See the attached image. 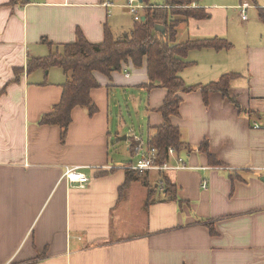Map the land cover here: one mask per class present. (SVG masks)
I'll use <instances>...</instances> for the list:
<instances>
[{"label": "crops", "instance_id": "obj_1", "mask_svg": "<svg viewBox=\"0 0 264 264\" xmlns=\"http://www.w3.org/2000/svg\"><path fill=\"white\" fill-rule=\"evenodd\" d=\"M126 4L0 0V264H264V0H197L209 17L176 29L178 45L230 44L188 51L180 78L204 87L232 76L227 93L236 103L219 93L204 99L200 89L179 94L170 123L186 148L169 157L173 169L152 174L174 185L177 200H162L157 188L148 204L139 182L121 191L132 163L124 152L132 156L136 141L148 147L163 124L167 91L149 86L145 58L108 76L94 72L97 111L73 108L64 142L58 126L40 124L66 78L37 62L77 33L90 44L106 30L129 34L135 20ZM204 141L219 166L200 152ZM74 167L89 179L83 187L63 178Z\"/></svg>", "mask_w": 264, "mask_h": 264}, {"label": "trees", "instance_id": "obj_2", "mask_svg": "<svg viewBox=\"0 0 264 264\" xmlns=\"http://www.w3.org/2000/svg\"><path fill=\"white\" fill-rule=\"evenodd\" d=\"M24 1L10 0V3ZM193 1L197 2V0H161V4L146 9L144 20L135 21L132 31L127 35L114 38L106 30L102 43L90 44L81 33H77L74 43L63 45L60 52H53L45 59L39 60L37 66L44 69L49 66L59 67L66 78L60 103L54 107L51 114L41 118L40 124L58 126L61 130V141L64 142L73 108L84 107L90 116L97 111L89 96L90 91L97 87L94 72L108 76L112 72L119 71L121 65L128 61H131L134 67H139L145 58L149 86L153 87L157 84V87L167 91L164 103L159 109L163 124L156 128L155 134L148 140V146L156 150L157 163L160 165L168 161L169 148H173L175 152L185 149V144L180 140L179 130L170 123L171 117L179 115L182 102L179 94H188L200 89L204 99L209 94L219 93L236 106L227 93L232 76H222L217 82L204 87H187L180 78V74L190 66L183 61L188 51L220 50L231 47L229 43L218 38L176 44V29L180 23L189 19L209 17L203 9L191 7ZM155 26H163L164 33L154 31ZM199 150L206 155L210 166H219V161L209 152L207 141L202 143ZM153 176L151 172L126 170L125 184L121 191L130 182H139L147 189L149 204L155 199V186L158 187L161 182V192L165 194L162 200H177L174 185L162 176H155V185H152L150 178L154 179Z\"/></svg>", "mask_w": 264, "mask_h": 264}, {"label": "built area", "instance_id": "obj_3", "mask_svg": "<svg viewBox=\"0 0 264 264\" xmlns=\"http://www.w3.org/2000/svg\"><path fill=\"white\" fill-rule=\"evenodd\" d=\"M140 1L137 0H127L126 9L128 12L133 16L135 21H140V15L138 10L142 9L143 7L140 4ZM244 7H242L243 9ZM242 19H245V16L242 12ZM132 155L134 156L135 162L127 167V170L131 171H138V172H152V173H163L170 169H173L168 165V161L163 164L157 163V155L156 150L153 147H143L140 142L136 141V145L132 148ZM174 149L169 148L167 151L168 157L174 156ZM179 167L183 168V163L179 160ZM185 168V167H184ZM63 178L68 183H75L78 184L79 187H83L85 183L88 182V178L85 174L80 172L78 167L74 168H66L63 173ZM207 184L206 182L202 183V189H206Z\"/></svg>", "mask_w": 264, "mask_h": 264}, {"label": "rangeland", "instance_id": "obj_4", "mask_svg": "<svg viewBox=\"0 0 264 264\" xmlns=\"http://www.w3.org/2000/svg\"><path fill=\"white\" fill-rule=\"evenodd\" d=\"M137 1H139V0H137ZM201 1H203L204 2V0H199V3L201 4ZM141 4V6L143 7L142 9H140V10H138V13H139V15L141 16V14L143 13V9L144 8H146L147 6H149V5H157V4H161V0H146V2H144V3H140ZM191 7H193V8H196V1H193V3H192V6ZM145 11L146 10H144V13L143 14H145ZM132 18V17H131ZM126 118H124V120H125ZM120 145H123L124 146V144L123 143H121ZM124 154H125V157L122 159V161H127V160H131L132 161V163L131 164H133L134 162H135V159L133 158L134 156L132 155L131 156V154H128V152H124ZM152 174H154V175H156V173H152ZM151 184L152 185H155V181L152 179L151 180ZM160 185H161V182L159 183V186L158 187H156L155 186V190L157 191L158 189L159 190H161V187H160ZM158 188V189H157Z\"/></svg>", "mask_w": 264, "mask_h": 264}, {"label": "water", "instance_id": "obj_5", "mask_svg": "<svg viewBox=\"0 0 264 264\" xmlns=\"http://www.w3.org/2000/svg\"><path fill=\"white\" fill-rule=\"evenodd\" d=\"M139 1L141 2V0ZM142 20H144V18ZM154 31L164 33L165 29L163 26H155Z\"/></svg>", "mask_w": 264, "mask_h": 264}]
</instances>
